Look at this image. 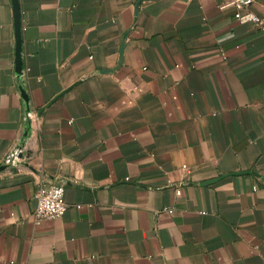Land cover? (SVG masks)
<instances>
[{"label": "crops", "instance_id": "obj_1", "mask_svg": "<svg viewBox=\"0 0 264 264\" xmlns=\"http://www.w3.org/2000/svg\"><path fill=\"white\" fill-rule=\"evenodd\" d=\"M17 1L19 39L0 0V264H264L262 32L229 0ZM41 181L68 207L36 224Z\"/></svg>", "mask_w": 264, "mask_h": 264}, {"label": "built area", "instance_id": "obj_2", "mask_svg": "<svg viewBox=\"0 0 264 264\" xmlns=\"http://www.w3.org/2000/svg\"><path fill=\"white\" fill-rule=\"evenodd\" d=\"M229 4L233 6V17L235 21L241 25H250L262 32L264 37V15H258L250 10L251 0H229ZM35 119V115H32ZM22 149H14L10 151L3 160L8 166L16 165L19 161ZM179 190H177V193ZM65 186L61 183H51L41 181L34 192L35 208L33 211V219L36 224L44 220H55L62 217L67 210V204L64 198ZM79 207V206H77ZM171 212V209H167Z\"/></svg>", "mask_w": 264, "mask_h": 264}, {"label": "water", "instance_id": "obj_3", "mask_svg": "<svg viewBox=\"0 0 264 264\" xmlns=\"http://www.w3.org/2000/svg\"><path fill=\"white\" fill-rule=\"evenodd\" d=\"M13 2V9H14V16H15V22H16V31H17V38L19 39V9H18V1L17 0H12ZM121 52H122V48H121ZM107 72V71H105ZM52 101H50L47 106H49V104L51 103ZM46 106V107H47ZM1 169V167H0ZM236 174H253V175H257V173L255 172H252V171H242V172H237Z\"/></svg>", "mask_w": 264, "mask_h": 264}]
</instances>
